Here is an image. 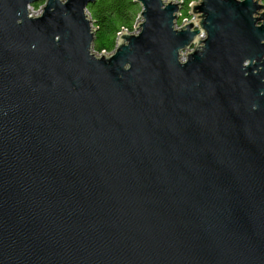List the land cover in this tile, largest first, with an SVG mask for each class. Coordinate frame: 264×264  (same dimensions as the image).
Listing matches in <instances>:
<instances>
[{
  "label": "water",
  "instance_id": "water-1",
  "mask_svg": "<svg viewBox=\"0 0 264 264\" xmlns=\"http://www.w3.org/2000/svg\"><path fill=\"white\" fill-rule=\"evenodd\" d=\"M36 1L0 0V264H264V2L134 0L97 55L96 0Z\"/></svg>",
  "mask_w": 264,
  "mask_h": 264
},
{
  "label": "trees",
  "instance_id": "trees-1",
  "mask_svg": "<svg viewBox=\"0 0 264 264\" xmlns=\"http://www.w3.org/2000/svg\"><path fill=\"white\" fill-rule=\"evenodd\" d=\"M177 23L190 18L188 11L195 0H182ZM264 2V0H262ZM141 8L134 0H96L87 5V12L95 28L93 50L100 54L115 48L121 31H133L134 22Z\"/></svg>",
  "mask_w": 264,
  "mask_h": 264
},
{
  "label": "rangeland",
  "instance_id": "rangeland-1",
  "mask_svg": "<svg viewBox=\"0 0 264 264\" xmlns=\"http://www.w3.org/2000/svg\"><path fill=\"white\" fill-rule=\"evenodd\" d=\"M198 0H195L194 2H197ZM263 2V1H262ZM44 1L43 0H39V1H36V2H34L33 4H30L29 6H28V12H29V15L30 16H38V15H40L41 14V12H42V7L44 6ZM190 7V6H189ZM141 8V7H140ZM190 11V10H189ZM188 11V13H189V16H190V18H187V19H184V20H186V21H190L192 18H193V15H191L190 14V12ZM141 17H139V15L137 16V18L135 19V22H141ZM178 21V20H177ZM177 21H176V24L177 25H181L182 23H183V21L181 22V23H177ZM135 22H134V24H135ZM134 27H135V25H134ZM134 27H133V29H134ZM132 32V31H131ZM117 39V38H116ZM188 51V50H187ZM183 53H186V50L185 51H183ZM97 55H99L98 53H96ZM101 54V53H100Z\"/></svg>",
  "mask_w": 264,
  "mask_h": 264
},
{
  "label": "built area",
  "instance_id": "built-area-1",
  "mask_svg": "<svg viewBox=\"0 0 264 264\" xmlns=\"http://www.w3.org/2000/svg\"><path fill=\"white\" fill-rule=\"evenodd\" d=\"M29 9V8H28Z\"/></svg>",
  "mask_w": 264,
  "mask_h": 264
}]
</instances>
